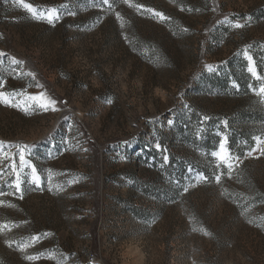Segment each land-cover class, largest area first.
Listing matches in <instances>:
<instances>
[{
	"label": "rangeland",
	"instance_id": "rangeland-1",
	"mask_svg": "<svg viewBox=\"0 0 264 264\" xmlns=\"http://www.w3.org/2000/svg\"><path fill=\"white\" fill-rule=\"evenodd\" d=\"M25 2L37 15L0 0V91L65 103L0 104L3 151L31 146L42 177L0 196V264H264V155L245 158L264 137L245 56L264 76V0ZM51 9L54 24L39 16ZM223 137L243 160L231 177L212 155Z\"/></svg>",
	"mask_w": 264,
	"mask_h": 264
},
{
	"label": "snow or ice",
	"instance_id": "snow-or-ice-1",
	"mask_svg": "<svg viewBox=\"0 0 264 264\" xmlns=\"http://www.w3.org/2000/svg\"><path fill=\"white\" fill-rule=\"evenodd\" d=\"M124 4H128L130 7L137 8L138 10L142 8L141 5H136L131 3V0H122ZM15 3L20 4L23 6V8L32 15H37L34 6L26 3L25 0H15ZM95 7L101 8V10H105L104 6H107V8H111L112 4L109 3V0H97ZM144 11L152 13L153 16L159 17L160 20L167 19L162 13L156 12L155 10L151 8L144 9ZM75 13H69V15H74ZM39 16L41 18L47 19V22L49 24H54L55 21L59 19V13L56 9L49 10L46 14L45 13H39ZM117 19H120L119 13H117ZM234 28L239 29L243 27V25L239 22L235 23L233 25ZM6 54L3 52H0V57H4ZM245 56L248 60V71L251 73V76L258 81H261L259 87L250 85L249 87L252 89L254 94H256L258 97H260V102L264 103V76L258 75L256 72V68L254 66V61L250 55L245 52ZM11 62L13 64H20L22 65V61H17L14 58H12ZM206 68L211 70L210 65H205ZM20 73H17L19 75ZM25 75L33 76V79H35V76L33 73H25ZM36 88H42L43 86L37 83L35 85ZM4 88V83L0 81V89ZM17 96H26V100L21 103L20 101L16 100ZM31 103H28V102ZM65 103L59 101L57 98H54L53 96H50L45 91H40L36 94H27L26 92H16V93H9L6 91H0V104H4L9 107H15V108H23L25 111L31 109L32 111H39V112H48V111H59L60 108L58 107V104ZM109 103L111 101L109 100ZM207 119V118H205ZM255 140V147H252L250 151L245 153V158L251 157L253 153H259L260 155H264V137L255 136L253 137ZM3 144L0 143V176H3L5 172L10 169V172H7L8 175H13L15 179L8 183L7 180L4 181V183L8 184V187L11 189H14L13 192H4L0 191V196L4 195H16L19 194V199H23L24 195V189L22 188V185L25 183L24 177H27V183L30 185H33L35 188H41L42 186V177L37 171L36 166L32 163L30 157L32 155L31 152V146L29 145H16L17 148L16 153L11 152H4L3 151ZM8 147H13L12 145H9ZM157 150H160V145H156ZM18 155L19 162L17 163L15 157ZM212 155L219 161L217 164V167H220L221 164L224 165V167L228 170V175L231 177L232 171L234 166L239 167V163H243V160L240 159L239 156H233L231 154V150L228 147V140L227 137H223L219 144L218 149L214 150L212 152ZM164 161H168V156L164 155ZM7 161L8 163H5ZM236 161H239V163H234ZM25 169H30V172H26ZM223 175V172L221 171L217 175H215V181L217 184L221 182V176ZM51 174L49 175V183H51ZM198 179L203 182H209V178L204 175L198 174ZM52 188H49V191H51ZM187 188L184 189L185 192H187ZM4 201H0V205H4ZM9 207H14V205L9 204ZM3 227H7V225H4ZM43 236H47L48 233H43ZM40 236H33L31 237V241L29 243L24 244L20 251H24L26 248L31 247L32 244L38 242L40 240ZM42 255V254H41ZM39 256H32V255H26L25 259L28 261H33L35 259H38Z\"/></svg>",
	"mask_w": 264,
	"mask_h": 264
}]
</instances>
